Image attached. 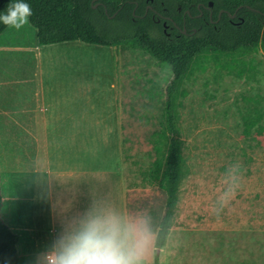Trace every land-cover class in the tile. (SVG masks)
<instances>
[{
    "label": "crops",
    "instance_id": "0c3cea01",
    "mask_svg": "<svg viewBox=\"0 0 264 264\" xmlns=\"http://www.w3.org/2000/svg\"><path fill=\"white\" fill-rule=\"evenodd\" d=\"M8 53L16 57L9 75L0 76V218L17 236V264H41V253L94 219L133 223L120 157L124 104L132 100L118 78L126 67L118 66L117 47L41 46L29 23L0 34V57ZM11 143L12 172L4 160ZM5 181L15 196L8 223L2 219ZM241 225L222 237L206 228L190 235L174 225L155 264H264L263 230L253 222ZM150 241L145 264L155 262L151 234Z\"/></svg>",
    "mask_w": 264,
    "mask_h": 264
},
{
    "label": "trees",
    "instance_id": "16d2710c",
    "mask_svg": "<svg viewBox=\"0 0 264 264\" xmlns=\"http://www.w3.org/2000/svg\"><path fill=\"white\" fill-rule=\"evenodd\" d=\"M19 0H0V14ZM39 45L70 41L139 51L170 70L159 127L150 135L153 161L141 174L161 198L144 217L154 236V261L178 215L180 186L190 175L178 128L184 83L213 66L222 74L254 81L255 55H264V0H23ZM212 3L210 10L206 9ZM220 11L223 13L218 18ZM201 17H198L199 14ZM211 13V20L209 15ZM234 15V18L231 16ZM165 18V19H164ZM121 23L122 29L113 28ZM177 27V28H176ZM7 26L0 22V34ZM185 30V34L181 31ZM195 29V32L193 31ZM264 108L246 101L239 120L249 139L264 135ZM2 198L0 193V210ZM17 236L0 218V264H17Z\"/></svg>",
    "mask_w": 264,
    "mask_h": 264
},
{
    "label": "rangeland",
    "instance_id": "374dc122",
    "mask_svg": "<svg viewBox=\"0 0 264 264\" xmlns=\"http://www.w3.org/2000/svg\"><path fill=\"white\" fill-rule=\"evenodd\" d=\"M113 28L120 30L122 25L115 23ZM117 50L118 66L126 67L119 69L118 78L125 81L127 96L132 100L124 104V131L120 133L121 181L129 217L133 223L145 225L148 206L157 203L161 194L156 186L142 181L141 174L153 161L150 135L159 127L171 76L166 65L139 51L123 47ZM6 57H0V67H3L0 76L3 77L9 75L6 68L16 56L8 53ZM253 64L258 72L254 81L226 74L216 79L213 66H208L184 83L187 95L178 108V128L190 175L180 186L175 227L183 228L190 235L206 228L221 231L219 237H222L224 232L239 231L245 222L257 224L264 232V135L246 138L239 120L248 99L259 102L264 108V55L261 52L255 55ZM261 125L264 127V119ZM6 146L4 160L12 172L15 147L13 143ZM236 165L239 167L233 168ZM1 182L2 179L0 186ZM5 186L2 219L8 223L9 219H14L15 196L12 183L5 181ZM220 201L224 202L222 208ZM145 263L142 260V264Z\"/></svg>",
    "mask_w": 264,
    "mask_h": 264
},
{
    "label": "clouds",
    "instance_id": "9594fccd",
    "mask_svg": "<svg viewBox=\"0 0 264 264\" xmlns=\"http://www.w3.org/2000/svg\"><path fill=\"white\" fill-rule=\"evenodd\" d=\"M32 15L31 6L19 0L10 4L5 14H0V22L20 30L30 23ZM223 204L220 201V208ZM150 242L146 225L122 223L116 218L94 219L71 238L54 243L37 259L42 256L41 264H142Z\"/></svg>",
    "mask_w": 264,
    "mask_h": 264
},
{
    "label": "flooded vegetation",
    "instance_id": "af4514ba",
    "mask_svg": "<svg viewBox=\"0 0 264 264\" xmlns=\"http://www.w3.org/2000/svg\"><path fill=\"white\" fill-rule=\"evenodd\" d=\"M211 2H208V6L209 7H206V9H208V10H210L211 8H212V5L210 6L209 4H210ZM202 16V14L200 13L199 15H198V17H201ZM209 18H210V20H211V13H210V15H209ZM165 19V18H164ZM177 28V27H176ZM193 31L195 32V29H193Z\"/></svg>",
    "mask_w": 264,
    "mask_h": 264
},
{
    "label": "water",
    "instance_id": "95a60500",
    "mask_svg": "<svg viewBox=\"0 0 264 264\" xmlns=\"http://www.w3.org/2000/svg\"><path fill=\"white\" fill-rule=\"evenodd\" d=\"M210 6L212 5V3L209 4ZM223 13V11H220L219 14H218V18L220 17V15ZM231 18H234V15L231 16ZM183 34H185V30L183 29L181 31Z\"/></svg>",
    "mask_w": 264,
    "mask_h": 264
}]
</instances>
